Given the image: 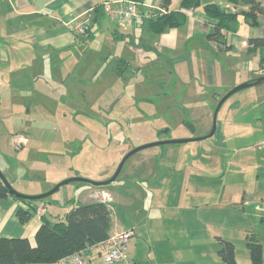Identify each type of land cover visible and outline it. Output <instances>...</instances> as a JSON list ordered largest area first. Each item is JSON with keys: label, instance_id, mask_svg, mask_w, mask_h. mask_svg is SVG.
<instances>
[{"label": "rangeland", "instance_id": "obj_1", "mask_svg": "<svg viewBox=\"0 0 264 264\" xmlns=\"http://www.w3.org/2000/svg\"><path fill=\"white\" fill-rule=\"evenodd\" d=\"M107 24L103 22L101 31ZM95 46V43L90 45L91 49ZM163 53L162 63L158 66L154 67V63H151L150 69L144 67L138 73L127 69L124 78H121L115 74L113 68L117 66L112 67V63L104 67L100 65V69L99 65L90 64V59L96 63L100 58L89 52L92 56L87 60V67H75V71L66 79L70 81L67 85L70 93L57 99L53 97L51 88L50 92L47 88L43 89L48 92V95L41 96L43 110L45 105L51 107L55 103V111L44 112L47 115L39 114L34 119L35 127L29 130L31 143L22 149L16 147L19 150L0 146L3 151H0V171L6 173L9 183L18 192L29 194L26 193L28 189H43L46 192L57 183L74 176L102 181L111 177L124 155L139 145L167 138H194L208 134L219 98L216 97L218 101L209 99L208 103L204 97L209 94L213 99V88L207 85L211 78H217L218 81L221 78L225 82L227 77L224 69L220 66L222 72H219L215 68L212 75L207 69L205 72L201 69L205 87L200 90L197 79L190 80L189 54L178 52L173 65L162 70L168 63L164 56L170 55V52ZM208 53L215 54V51L209 49ZM82 79L87 85L84 96L82 89L78 91L76 82ZM260 85L264 83L242 88L228 96L218 110L211 136L140 149L125 160L117 178L104 185L96 186L85 181H70L61 185L51 196L60 200L70 195L73 197L72 203L58 206L62 210L52 212L56 216L48 215L56 220L57 215H62L66 209L83 203L80 199L85 196L87 189H105L114 197L113 223L119 222L125 227L133 220L139 223L141 219L136 218L135 214L139 216L136 213L139 207L137 199L141 196L131 177L137 168L141 170L148 161H167L175 167L177 181L182 175L187 182L195 178L193 174L199 170L198 179L205 183L191 182L190 195H197L187 198L183 193L179 209L162 207L166 204L165 199L160 204L159 210L163 213H158V220L175 229L167 232L171 239L187 243L191 231L195 235L194 240L189 239L190 243L184 246V257L200 263L225 264L217 253L219 242H215L217 237L214 236L219 235L235 244V257L243 262L248 253L246 234L255 233L261 240L264 258V223H260V217L255 216L254 212L261 202L259 196L262 194V180H256L255 177V163L260 161L261 153L255 146L241 151L240 148H246L247 140L239 138L247 132L245 127H240L242 124L255 125L258 121L254 97L263 87ZM115 90L120 96L111 100L112 96L109 97L108 92ZM164 92L169 98L163 97ZM182 106L185 108L181 109ZM143 109L149 115L142 114ZM208 111H211V115H207ZM0 120V134L5 132L3 124L9 131V120ZM45 124L52 128L42 130ZM163 128H169L170 132L159 133ZM3 138L8 142V136H1L0 140ZM248 141L249 144L254 142ZM122 150L125 152L120 156ZM182 166L185 167L181 169ZM166 185H169V181H166ZM177 187L180 188V185H176L172 193ZM165 194L169 193L165 191ZM244 198H248L245 204ZM170 200L171 196L169 206ZM159 202L155 201L156 204ZM186 203L198 207L196 210L188 209ZM151 222L154 221H148ZM208 237L213 242H206Z\"/></svg>", "mask_w": 264, "mask_h": 264}, {"label": "crops", "instance_id": "obj_2", "mask_svg": "<svg viewBox=\"0 0 264 264\" xmlns=\"http://www.w3.org/2000/svg\"><path fill=\"white\" fill-rule=\"evenodd\" d=\"M104 1L106 0H0V119L9 120V131L3 124L5 132L0 134V137L8 136V142H5L3 138L0 140V146L13 147L15 150H19L29 145L31 143L29 130L32 126L35 127L34 119L39 114L47 115L44 112L52 113L55 111V103L51 107L45 105L43 110L41 96L48 95V92L43 89L47 88L50 92L51 88L52 93H54L52 94L53 97L55 96L57 99L65 97L66 93H70L67 88L70 81L68 82L66 79L70 77V73L75 71V67H87L86 63L89 61L90 64L103 65V67L112 63V67L113 65L117 66L113 68L115 74L124 78L127 69H133V72L138 73L139 71L142 72L144 67L150 69L151 63H154V67L158 66L162 63L163 51L170 52V55L164 56V60L167 58L168 63L164 65L162 70L173 65L175 62L173 59L176 58L178 52L188 53V56L191 57L190 59L187 58L191 65L190 80L197 79L198 86L201 87L200 90L205 87L201 69L203 72L207 69L211 75L214 74L215 68L219 72L221 71L220 66L224 69L227 77L225 82L221 78L219 81L217 78H211L207 85L213 88V99L209 94L204 97L208 103L210 100L218 101L217 98L220 99L221 95L234 85L260 76L257 70L264 57V48L248 50L247 40L249 37L264 36L263 19L258 14V24L253 26L242 21L241 14L249 10L247 4L233 3L229 0H204V2L213 1L221 9L238 14L240 23L237 24L235 32L229 33L228 43L230 47L224 49V46L220 47L214 38L208 37V34L213 32L216 20L206 16L200 6L192 10H185L186 20L180 26L166 29L157 34L151 32L145 24L110 20L105 13L97 10V7ZM259 1L264 4V0ZM161 2L162 0H143L139 1L138 4L142 8H147L160 6ZM179 7L180 0H170L168 10L180 9ZM82 14L91 20L90 32L86 35L78 34L72 29V23ZM104 21L108 24L101 31ZM94 30L97 32L94 33ZM93 43L96 46L91 49L90 45ZM209 49L215 51V54L208 53ZM89 52L100 59L94 63V60L90 59L92 55H89ZM88 59L90 60L87 61ZM171 70L169 69V71ZM65 72L67 74H64ZM76 82L78 91L83 90L82 96H84L87 92V85L83 79ZM260 86L263 87L259 88L257 97H254L258 121L255 125L242 124L240 127H245L247 132L241 134L239 138L247 140L246 148H240L241 151H246L255 146L256 150L261 153L260 161L255 163L257 168L255 177L256 180H262V188L260 189L262 194L259 196L261 202L257 204L254 212L255 216L260 217V223H264V85ZM164 93L163 97L169 98L166 92ZM108 94L109 97L112 96L111 100L120 96L116 90L108 92ZM142 95L145 94L142 93ZM184 108V106L181 107V109ZM207 115H211V111H208ZM233 124L236 125V123ZM50 128L52 126L45 124L42 130ZM18 137L24 138L25 143L16 149L14 145ZM248 140L254 142L249 144ZM0 151L2 150L0 149ZM124 152L125 150H122L120 156ZM184 167L182 166L181 169ZM198 171L193 174L196 176L195 178L185 182V177L182 175L177 181L175 167L167 161H148L141 170L137 168L131 180L134 185L138 186L141 196L137 199L139 207L136 213L138 212L139 216L135 214V217L141 221L137 223L133 220L127 227L119 224V222L113 223L114 197L107 190L87 189L80 202L85 203L94 200L106 202L110 210V235L121 230H131L132 235L128 243V255L131 264H214L208 263V261L200 263L198 260L184 257V246L190 243L188 242L189 239L194 240V233L191 231L187 243L171 239L167 232L175 229L158 220V213H163L162 210H159L163 199L166 201V204L162 206L165 209H179L183 193L187 198L196 197L197 193H194L193 196L190 195L189 189L193 186L191 182L200 181L205 184L198 179ZM2 174L6 177L3 170ZM166 181H169V185H166ZM176 185H180V188L177 187V190L175 189L172 193ZM184 185L185 188L182 189ZM28 190L26 193L30 195L44 191L43 189ZM165 191L169 194H165ZM170 196L171 206L168 205ZM72 199L73 197L70 195L64 196L60 200L50 195L45 198L44 202L35 200L28 203L11 195L0 198V237H25L31 245H34L35 233L41 223L42 216H46L52 221L48 214L62 210L58 209V206L60 207L61 204L70 205ZM156 200L160 202L156 204ZM247 201L248 198H244L243 203L245 204ZM44 203L45 206L43 207ZM32 206L35 207L34 210H32ZM19 207H29L32 211V216L25 222H21L17 216ZM186 207L196 210L198 206L186 203ZM71 209H66L62 215H57V218L62 217ZM54 216L56 215L53 214L52 217ZM150 220L154 222L148 223ZM255 236L261 242L258 235L255 234ZM214 237H217L215 242H219V249L221 239L224 238L219 235ZM205 240L206 242H213L209 237ZM88 256L90 258L88 264H105L102 261L101 252L98 250L90 252ZM236 261L239 264H251L248 253L246 260L240 262L236 259ZM67 264L72 263L69 261Z\"/></svg>", "mask_w": 264, "mask_h": 264}, {"label": "trees", "instance_id": "obj_3", "mask_svg": "<svg viewBox=\"0 0 264 264\" xmlns=\"http://www.w3.org/2000/svg\"><path fill=\"white\" fill-rule=\"evenodd\" d=\"M229 1L249 5V10L241 14L242 21H245L250 26L256 25L258 24L259 14L262 16L264 25V4H261L259 0ZM169 4L170 0H162L158 7L166 11L156 14V16L142 21L140 24H145L151 32L160 34L166 29L183 24L186 20L185 10H192L200 6L206 16L216 20L213 32L209 33L208 37L214 38L220 44V47L224 46V49L230 47L228 36L230 32L236 31V26L240 23L238 14L221 9L213 1L180 0V9L171 10H168ZM97 10L102 11L100 5ZM88 32H90V28ZM247 41L248 50L264 48V36L249 37ZM263 63L264 57L261 60V64ZM8 195L13 196L0 181V198ZM17 199L28 203L35 201L23 198ZM32 207V210H34L35 207ZM17 216L21 222H25L32 216V211H30L29 207H19ZM110 227V210L106 202L94 200L77 204L62 217L56 218V220L51 221L46 216H42L41 223L35 233L34 245H31L25 237H0V264L37 262L55 264L59 259L79 251L89 244L106 239L110 235ZM246 248L251 264H263L262 243L254 233L246 234ZM217 253L225 263L239 264L235 258V244L232 241L221 239V246Z\"/></svg>", "mask_w": 264, "mask_h": 264}, {"label": "built area", "instance_id": "obj_4", "mask_svg": "<svg viewBox=\"0 0 264 264\" xmlns=\"http://www.w3.org/2000/svg\"><path fill=\"white\" fill-rule=\"evenodd\" d=\"M100 6L103 13L112 21H127L139 24L158 13L161 14L166 11L158 6L142 8L134 0H106ZM90 22L91 20L82 14L72 23V29L78 34L86 35L91 26ZM257 73L264 75V63L258 67ZM24 142V138L18 137L14 145L15 148ZM131 235V230L117 231L104 240L89 244L79 251L59 259L55 264H67L69 261L72 264H88L90 260L88 254L94 250L101 252L102 261L105 264H131L127 252Z\"/></svg>", "mask_w": 264, "mask_h": 264}, {"label": "water", "instance_id": "obj_5", "mask_svg": "<svg viewBox=\"0 0 264 264\" xmlns=\"http://www.w3.org/2000/svg\"><path fill=\"white\" fill-rule=\"evenodd\" d=\"M260 83H264V75L252 78L251 80L242 82L238 85H236L235 87L231 88L230 90L227 91V93H225L218 101V103L216 104L214 111H213V125L212 128L210 130V132L206 135L203 136H197L194 138H178V139H169V140H157L154 142H149V143H145L142 145H139L135 148H133L132 150H130L128 153H126L124 155V157L122 158V160L119 162L115 172L113 173V175L111 177H109L108 179L102 180V181H93L84 177H78V176H74V177H69L64 179L63 181L57 183L56 185H54L50 190L40 193V194H34V195H30V194H23L18 192L10 183L9 181L6 179V177L2 174V172L0 171V181L8 188L9 192L17 197V198H23L25 200H41L44 202L45 198L50 196L53 192H55L61 185L68 183L70 181H85V182H89L93 185H104L107 184L113 180H115L118 176V174L120 173V170L122 168L123 163L125 162V160L132 155L133 153H135L136 151L149 147V146H153V145H159V144H166V143H183V142H189L192 141L194 139H203L205 137H209L214 133L215 130V126H216V115L218 113V110L221 106V104L228 98V96H230L231 94H233L234 92H236L237 90H240L242 88L248 87V86H252V85H256V84H260ZM45 206V203L43 204V207Z\"/></svg>", "mask_w": 264, "mask_h": 264}, {"label": "flooded vegetation", "instance_id": "obj_6", "mask_svg": "<svg viewBox=\"0 0 264 264\" xmlns=\"http://www.w3.org/2000/svg\"><path fill=\"white\" fill-rule=\"evenodd\" d=\"M116 98H118V97H116ZM114 99H115V98H114ZM114 99H113V100H114ZM150 100H152V99H150ZM142 114L149 115L148 112H146L145 109H143ZM162 132H165V133L168 134V133L170 132V129H169V128H163V129L160 130L159 133H162ZM102 135H103V133H102ZM169 139H170V138H167V139H161V140H169Z\"/></svg>", "mask_w": 264, "mask_h": 264}]
</instances>
